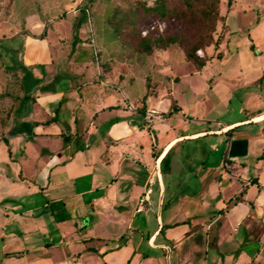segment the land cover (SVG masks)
<instances>
[{
	"label": "crops",
	"instance_id": "1",
	"mask_svg": "<svg viewBox=\"0 0 264 264\" xmlns=\"http://www.w3.org/2000/svg\"><path fill=\"white\" fill-rule=\"evenodd\" d=\"M235 3L225 42L187 73L202 75L233 45L234 85L217 72L209 87L225 109L264 81V46L249 35L231 41ZM44 29L24 19L18 35L32 78L22 96L0 84V264H264V127L234 138L264 123V110L212 124L178 75L128 100L88 81L86 52L72 47L55 68L48 41L34 38ZM63 77L64 86L50 85ZM254 145L250 176L241 163Z\"/></svg>",
	"mask_w": 264,
	"mask_h": 264
},
{
	"label": "rangeland",
	"instance_id": "2",
	"mask_svg": "<svg viewBox=\"0 0 264 264\" xmlns=\"http://www.w3.org/2000/svg\"><path fill=\"white\" fill-rule=\"evenodd\" d=\"M235 1V8L227 19L233 37L231 41L236 40L234 37H239L240 41L249 35L255 46L262 49L264 0ZM152 2L153 0H0V84L5 88L4 93L9 86H12L13 97L22 96L20 88L24 86L26 74L19 64L24 46L18 35L23 32L24 19H30L41 30L45 27L43 35L34 38L48 41L55 68L57 65L62 66V60L66 58L72 47L74 53L86 52L91 57V61L86 66L90 73L88 81L107 82L118 87V92L120 93L121 90L128 96V100L138 96L143 87L146 90H153L158 85L166 86L171 77L178 75L184 78L181 85L192 91L188 99L198 102L201 106L198 109V116L205 117V120L212 124L244 120L255 110H264V81L261 85L256 84L234 93L228 109L219 104L217 95L213 91H209V87L218 81L217 72L226 74L219 80L220 83L226 82L227 78L235 79L236 62L233 45L221 51L222 59L213 57L202 75L190 76L187 73L191 70V66L184 62L182 50L178 46L153 48L151 54L141 51L142 41H151L159 36L169 37L184 31L191 37L188 31L180 29L173 20H161L139 11L133 27L124 28L119 36L114 33L109 20L115 24L118 19H123L128 8L135 9L140 3L149 6ZM225 5L226 0H221L219 12L223 18L216 23L212 34L213 43L207 47H212L211 51L216 52L217 46L223 44L226 39L228 30L224 27L227 14ZM82 7L86 8L87 12L86 21L77 31V38H81V43L73 46L72 24L78 18V11ZM43 47L47 49V45ZM197 55L206 56L204 51L197 52ZM63 78H59L56 83L51 81L50 85L64 86L68 79ZM31 80L32 78L27 82ZM226 84L234 85L228 82ZM4 93L0 91V97ZM248 96L259 97L261 100L250 104L245 101ZM214 127L211 125L208 128ZM263 127L264 123L241 127L234 133V138L256 135ZM199 128L195 125L191 126V130ZM200 143H209V140L204 139ZM258 148H260L258 145L251 147L250 153L241 163L245 165L250 176L253 174Z\"/></svg>",
	"mask_w": 264,
	"mask_h": 264
},
{
	"label": "trees",
	"instance_id": "3",
	"mask_svg": "<svg viewBox=\"0 0 264 264\" xmlns=\"http://www.w3.org/2000/svg\"><path fill=\"white\" fill-rule=\"evenodd\" d=\"M232 2L233 0H226V12H228ZM220 3L221 0H153L149 6L140 3L136 5L135 9L130 10L128 8L125 11L127 15H123V19H118L115 24L109 20V25L113 27L114 33L119 36L124 28L133 27L139 11L161 20H173L180 29L188 31L191 37L184 31L169 37L159 36L151 41H142L141 51L145 54H151L153 48L163 49L167 46H178L182 50L184 61L190 64L195 71H199L205 65L208 57L199 56L197 52L203 53L213 43L212 34L216 23L223 18L219 12ZM86 12V8H80L78 18L72 24L73 46L79 42L77 31L80 25L86 21ZM251 49H253L252 46ZM30 78V75H26L25 81ZM164 228H161L160 234L163 233Z\"/></svg>",
	"mask_w": 264,
	"mask_h": 264
}]
</instances>
